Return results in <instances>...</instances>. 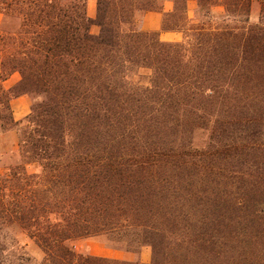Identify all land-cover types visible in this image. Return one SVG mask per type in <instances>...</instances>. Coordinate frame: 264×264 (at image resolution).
Instances as JSON below:
<instances>
[{"label": "trees", "instance_id": "trees-1", "mask_svg": "<svg viewBox=\"0 0 264 264\" xmlns=\"http://www.w3.org/2000/svg\"><path fill=\"white\" fill-rule=\"evenodd\" d=\"M171 1L161 30L180 41L140 27L164 0H95L94 17L86 0H0L1 79L20 75L0 88L20 157L0 219L42 252L11 264H264V0H195L193 17ZM89 236L150 261L69 245Z\"/></svg>", "mask_w": 264, "mask_h": 264}, {"label": "rangeland", "instance_id": "rangeland-1", "mask_svg": "<svg viewBox=\"0 0 264 264\" xmlns=\"http://www.w3.org/2000/svg\"><path fill=\"white\" fill-rule=\"evenodd\" d=\"M86 10L87 15L90 17L95 16V0H86ZM195 9L187 11L189 17L194 16ZM211 14L215 20H218L223 17L224 9L221 5H215L211 9ZM2 17V16H1ZM258 11L257 7H253L250 14V21L254 22L257 20ZM162 20V19H161ZM1 22V20H0ZM91 32L97 33L98 27L96 25L91 26ZM174 32L172 38L174 40L165 39L164 36L159 34V37L162 40L166 41H180L182 36L180 32ZM1 72H0V88H3L1 81ZM28 96V95H27ZM29 97V96H28ZM30 105H31V98ZM0 108H3V105H0ZM30 112V111H29ZM1 123V121H0ZM7 131L3 130L0 126V194L3 192H7L9 184L6 181L8 175V168L15 166L19 163V155H18V139L16 140V147L13 149V143L11 137L6 135ZM15 132V131H14ZM16 134V132H15ZM17 138V134H16ZM193 146H203L206 142V133L202 130H197L193 135ZM36 168L33 165L27 167L28 172H34ZM0 219V254L1 259L5 264H11L17 262L15 261L11 255L13 256L14 252L18 247H25V250L29 252L36 259H40L42 257L41 250L30 240L22 232V229L17 225L9 223V222H1ZM69 245L76 252L82 254H90L96 256H103L108 258L122 259V260H133L139 261L142 263H148L151 258V248L149 246H143L138 253H133L129 251H124L118 247L111 245L104 237L101 236H89L82 237L75 240L70 241Z\"/></svg>", "mask_w": 264, "mask_h": 264}, {"label": "crops", "instance_id": "crops-1", "mask_svg": "<svg viewBox=\"0 0 264 264\" xmlns=\"http://www.w3.org/2000/svg\"><path fill=\"white\" fill-rule=\"evenodd\" d=\"M196 7L195 0H188L187 10L190 11ZM172 9V1L164 0L163 10L162 11H146L141 15L140 18V27L145 31H158L161 36H164L165 39L174 40L172 31H163L161 30V19L162 15L166 11ZM1 20V14H0ZM20 79L18 72H13L8 75L5 79L1 81L3 88L8 89L15 85ZM10 106L12 110V115L15 120L23 119L30 111V99L27 95H20L14 97L10 100ZM8 136L11 137L13 143V149L16 147V134L14 131L9 130L6 132Z\"/></svg>", "mask_w": 264, "mask_h": 264}]
</instances>
